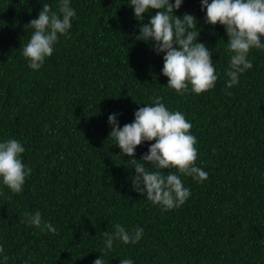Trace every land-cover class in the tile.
I'll use <instances>...</instances> for the list:
<instances>
[{
  "label": "trees",
  "instance_id": "1",
  "mask_svg": "<svg viewBox=\"0 0 264 264\" xmlns=\"http://www.w3.org/2000/svg\"><path fill=\"white\" fill-rule=\"evenodd\" d=\"M59 3L0 0V142H21L31 168L20 193L0 180V264H94L100 256L104 264H264V48L250 49L253 67L227 88L226 30L205 22L201 0H183L173 14L196 18L191 31H199L218 79L200 95L190 86L181 95L162 75L165 53L135 39L141 22L130 0H69L76 15L68 34L32 70L22 56L33 32L27 25L43 4L57 11ZM155 13L143 14V23ZM156 97L191 123L194 166L208 174L198 182L176 173L191 195L167 211L131 180L129 160L139 161L155 141L128 157L109 137V115L123 127ZM36 211L55 232L27 221L25 213ZM116 224L129 233L142 228L141 239L106 250L103 233Z\"/></svg>",
  "mask_w": 264,
  "mask_h": 264
},
{
  "label": "clouds",
  "instance_id": "2",
  "mask_svg": "<svg viewBox=\"0 0 264 264\" xmlns=\"http://www.w3.org/2000/svg\"><path fill=\"white\" fill-rule=\"evenodd\" d=\"M183 0H130L134 16L140 21L137 41L153 42L154 51L165 53L163 56L162 75L168 78L167 87L176 93L184 94L190 90L200 95L215 86L218 79L213 65L212 55L204 43L197 42L199 31L196 18L185 13L182 17L174 15ZM201 9H206V23L222 25L228 37L227 51L231 53L227 88L239 83L240 75L253 67L247 59L250 49H262L264 43V0H201ZM156 10L148 23H143V14ZM76 15L70 7L69 0H60L58 10L43 4L38 18L32 19L28 27L33 29L22 56L28 61V67L39 70L46 58L51 57L54 45L60 36H66L71 28V20ZM195 41V43H194ZM231 95V93H228ZM160 97L154 98L152 105L139 108L134 114V121L120 127L117 114L108 117L111 126L109 137L121 149V156L134 157L135 149L145 141L150 144L148 152L139 161L129 160L135 168L136 175L131 178L133 189L154 205L164 210L182 206L190 197L191 192L185 188L179 175L190 176L198 182L207 179L208 174L194 166L197 159V140L191 134L192 125L179 111H170ZM25 147L16 139L0 142V180L17 194L23 190L26 177L31 168L25 166L22 154ZM144 161L153 166L155 171L146 169ZM165 169H175L164 174ZM27 221L41 230L55 232L51 224H43L39 211L25 213ZM142 228L132 233L120 225H115L112 233L104 232L105 248L111 249L114 241L124 244H135L143 234ZM4 250L0 247V253ZM7 259V257H5ZM94 264H104L97 258ZM120 264H133L131 259H121Z\"/></svg>",
  "mask_w": 264,
  "mask_h": 264
}]
</instances>
